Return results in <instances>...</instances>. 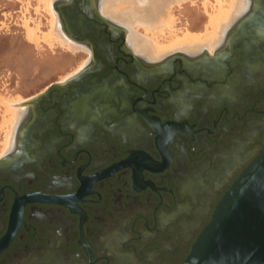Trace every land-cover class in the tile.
Masks as SVG:
<instances>
[{"label":"flooded vegetation","instance_id":"flooded-vegetation-1","mask_svg":"<svg viewBox=\"0 0 264 264\" xmlns=\"http://www.w3.org/2000/svg\"><path fill=\"white\" fill-rule=\"evenodd\" d=\"M103 1H53L75 50L0 156V264H180L264 146V0L157 60Z\"/></svg>","mask_w":264,"mask_h":264},{"label":"bare ground","instance_id":"bare-ground-1","mask_svg":"<svg viewBox=\"0 0 264 264\" xmlns=\"http://www.w3.org/2000/svg\"><path fill=\"white\" fill-rule=\"evenodd\" d=\"M53 1H38V4H42V7L51 16V31L39 37L37 36L38 25L31 28L28 22L24 21L22 24L25 29L26 41L36 48L45 44L52 49L54 42H58L62 47L66 46L69 50H75L74 45L66 39L59 29ZM187 1L190 0H104L100 9L103 16L110 18L128 31L132 46L138 53L148 59L150 58V60H157L170 53L197 50L201 46L212 49V45L220 38L219 35L224 30L225 24L232 19V16L242 4V0H214L216 8L214 7L213 12L208 14V18L206 17L208 21L203 32L185 31L179 34L181 36H176L177 34L172 31L173 24L170 23L169 11L173 4L179 5ZM205 2L206 0L203 2L204 10H206ZM137 28H141L145 35L139 34ZM56 64H59V58ZM20 101V97L12 99H3L2 97L0 99V105L3 107L1 108L3 111L0 125L1 130L6 135V141L3 142L4 147H2L4 150H1V153H4L10 144L11 131L19 115L18 105Z\"/></svg>","mask_w":264,"mask_h":264},{"label":"rangeland","instance_id":"rangeland-1","mask_svg":"<svg viewBox=\"0 0 264 264\" xmlns=\"http://www.w3.org/2000/svg\"><path fill=\"white\" fill-rule=\"evenodd\" d=\"M38 1L0 0V97L3 99L16 97L22 99L37 93L57 77L59 79V64L57 65L56 61L61 51L69 49L66 46L62 47L58 42H54L52 49L45 44L36 48L25 38L22 24L24 21H27L31 28L38 25L39 37L51 31V16ZM203 2L204 0H190L171 6L170 23L173 24L172 31L177 34L176 36L185 31L200 33L203 28L200 24L207 25L206 17L208 18V14L213 12L214 7L216 8V3L214 0H206L204 10ZM137 31L145 35L141 28H137ZM1 108L3 107L0 105V124L3 111ZM5 141L6 135L0 125V153L4 150L2 147ZM2 154L3 152L0 156Z\"/></svg>","mask_w":264,"mask_h":264},{"label":"water","instance_id":"water-1","mask_svg":"<svg viewBox=\"0 0 264 264\" xmlns=\"http://www.w3.org/2000/svg\"><path fill=\"white\" fill-rule=\"evenodd\" d=\"M180 264H264V146L218 201Z\"/></svg>","mask_w":264,"mask_h":264}]
</instances>
